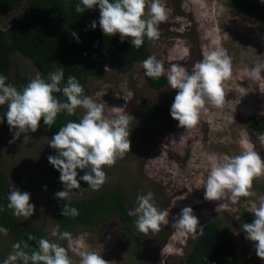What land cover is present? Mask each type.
I'll return each mask as SVG.
<instances>
[{
  "label": "rangeland",
  "instance_id": "rangeland-1",
  "mask_svg": "<svg viewBox=\"0 0 264 264\" xmlns=\"http://www.w3.org/2000/svg\"><path fill=\"white\" fill-rule=\"evenodd\" d=\"M161 2L168 18L158 25L159 38L149 43L150 56L163 61L165 68L178 64L190 74L193 65L202 60L206 51L226 49L232 58L233 75L222 83L225 105L216 108L207 104L201 109L197 124L186 129L171 116L163 118L154 111L174 99L177 90L170 86L151 87L142 62L126 73L109 66L112 71L106 73L104 70L100 75L90 77L87 96L104 104L105 117L118 114L114 107L123 108L133 117L129 124L131 152L118 158L114 166L103 169L110 178V185L124 191L129 204L135 207L138 195L152 192L154 200H159L160 209L169 211V224L162 225L157 233H141L143 242L140 243L135 236L127 238L119 219L112 217L96 229L80 228L71 235V244L66 239L61 240V245L78 264V253L82 248L100 253L110 264H185V254L199 233L193 238L191 234L178 233L171 225L184 207H191L199 220V227L216 220L227 228L236 242L237 264H264V260L256 255L255 242L246 239L242 228L243 211L249 212L250 204L258 203L264 196V173L253 177L251 191L254 195L240 197L236 204L229 200L204 199V185L210 170L208 155L235 156L252 150L264 159V131L258 132L249 126L251 118L264 122V80L252 81L248 75L254 65L264 63V14L238 10L231 0ZM27 14L26 4L11 12H0V26L9 24L14 15L26 17ZM14 59L25 77L37 75L31 60L20 54H15ZM16 71L17 68L13 67L12 74L15 75ZM5 110L6 105L0 106L3 168L12 183H32L45 198L29 219H20L51 229L53 191L46 156L50 151L48 137L43 133L35 144L32 139L25 143L23 138L10 143L15 129L2 127L8 126ZM85 111L79 108L82 117ZM151 125L159 126L154 137L144 131ZM38 130L32 134H39ZM140 133H143L142 137ZM249 213L255 219L254 214ZM126 233L129 235V231ZM166 235L168 239L164 240ZM0 250L8 251L5 239L0 241ZM7 257L2 258V263Z\"/></svg>",
  "mask_w": 264,
  "mask_h": 264
},
{
  "label": "clouds",
  "instance_id": "clouds-1",
  "mask_svg": "<svg viewBox=\"0 0 264 264\" xmlns=\"http://www.w3.org/2000/svg\"><path fill=\"white\" fill-rule=\"evenodd\" d=\"M264 3V0H261ZM82 5V6H81ZM99 7V26L105 36L120 35L121 42L131 41L132 47L139 49L144 44V38L155 41L159 38L158 25L167 20V10L161 0H80L75 5L77 13L85 9ZM96 21L91 28L95 29ZM142 67L147 77L159 79L167 77L171 89L177 90L171 105V117L179 122V126L191 129L198 122L201 109L207 104L216 108L225 105V92L222 83L232 78V58L223 48L208 50L202 60L193 65L189 74L185 67L171 64L165 68L164 63L154 55L142 61ZM112 71L105 66V72ZM264 63H257L249 71L252 81L264 80ZM6 77L0 75V106L7 105L5 113L10 129H15V142L22 133L36 132L41 118L49 128L53 126L59 113L75 114L78 107L85 109L80 121H69L59 129L49 146L57 153L49 156L48 161L60 173V182L65 190L55 193L63 201H70L76 191L81 189L77 180V169L87 170L80 177L92 190H99L106 182L104 167H112L118 158H123L131 152L129 124L133 117L123 108H115L117 115L107 118L104 115V104L95 102L91 97L84 96V88L75 76H69L67 84L60 87L64 79L63 68H57L48 74L47 80L39 73L31 81L18 90L12 84H6ZM62 92L66 101L59 100L54 93ZM0 122L2 118H0ZM30 137L25 135L24 142ZM209 174L204 185L206 201L229 200L236 204L240 197L254 195L251 191L254 176L264 173V159L252 150H245L235 156H207ZM46 188V186H45ZM7 208L16 217L29 219L35 211V205L30 203L31 193L21 191L14 185L7 196ZM137 206L129 210V216H135L136 229L147 235L149 231L157 233L162 225L169 224V211L159 209L154 202L152 192L138 195ZM4 209L0 207V211ZM249 212L255 219L252 223L243 224L246 239L254 243L256 255L264 260V196L258 203L250 204ZM63 216L75 218L79 215L70 203L63 206ZM172 228L180 234H203L199 220L193 214L191 207H184L178 216L174 217ZM0 233L7 235L8 229L0 227ZM51 235L61 240L67 239L71 244V233L59 232L57 225ZM28 240H35L32 235ZM38 247L31 254L24 249L28 244L23 242L13 245V252L3 261V264H75L69 257L65 247L48 239H39ZM79 264H110L100 253L82 248L78 253ZM113 264V262H111Z\"/></svg>",
  "mask_w": 264,
  "mask_h": 264
},
{
  "label": "trees",
  "instance_id": "trees-1",
  "mask_svg": "<svg viewBox=\"0 0 264 264\" xmlns=\"http://www.w3.org/2000/svg\"><path fill=\"white\" fill-rule=\"evenodd\" d=\"M78 3L80 0H0V12H11L25 4L28 6L26 17L14 15L9 24L0 26V75L7 78L6 84H12L21 90L34 78H27L23 75L14 59L15 54H20L31 60L37 72L45 80H47L50 72L57 68H63L64 79L60 87L66 86L69 76H75L84 88V96L90 93L88 79L100 75L105 70V66H113L119 72L126 73L136 63H141L150 56L148 49L150 40L147 37L144 38L142 47L137 49L132 47L129 39L121 42L119 33L113 36H105L99 26V7L94 6L92 9H85L84 12L77 13L75 5ZM231 3L238 10L250 14H264V3L260 1L231 0ZM93 21H96L95 29L91 28ZM13 67L17 68L15 75L12 74ZM146 78L151 87L155 89L169 86L166 76L159 79H152L147 76ZM53 95L62 102L66 101L62 92ZM173 102L174 99H171L162 106L154 108V111L163 118L170 117ZM79 108L73 115H68L66 112L59 113L55 123L50 128L44 124L43 118H41L38 136L33 135L32 132L22 133L18 139L23 138L24 141V137L27 135L35 144L37 142L35 140L38 137L41 138V135L45 133L48 141L51 140L59 132V129L69 121L78 123L82 119ZM6 111L7 105L5 113ZM4 126L10 127L9 125H2V127ZM249 126L258 132L264 131V122L256 118H251ZM158 127L151 125L149 129H144V131L150 132L154 137ZM4 134L8 139V135L5 132ZM139 136L142 137L143 133H140ZM47 146L50 148L46 155L47 159L49 156L57 155L49 144ZM0 148H2L1 144ZM1 153L0 150V155ZM4 162L0 159V207L4 209L0 211V227L8 229V233L7 235L0 233V241L5 239L8 251L4 253L0 250V264H3L2 258L4 256L13 252V245L16 243H21L22 247L23 242L27 243L28 248L24 250L29 254L36 250L37 241L41 238L61 245V239L51 235L52 229L57 225L60 233L69 232L72 235L80 228L96 229L106 220L116 217L123 226L124 235L127 238L132 235L138 242H143L141 232L136 229L134 224L136 217L128 215L129 210L135 206L129 204L127 194L124 191L110 185V178L106 172V182L99 190L94 191L80 179L87 170L77 169V180L81 189L74 190L76 195H73L70 201H63L55 196V193L65 190L64 185L60 182V173L49 161L48 172L53 191L50 199V216L53 225L51 229H46L38 224L25 223L7 208V196L10 188L14 185L21 191L31 193L30 203L34 204L35 208L42 205L45 202H42V199L45 198L32 183H12L3 168ZM154 202L160 209L159 200H154ZM66 203H70L72 207L76 208L79 215L75 218L63 216V206ZM243 216L244 224L252 223L254 220L247 210L243 211ZM202 228L203 234L197 235L190 250L185 254V264H237L236 242L233 236L228 233L227 228L216 220L208 221ZM127 231H129V235H127ZM29 235L35 237V240H28ZM164 238L167 240L168 236L166 235ZM75 264L78 263L75 262Z\"/></svg>",
  "mask_w": 264,
  "mask_h": 264
}]
</instances>
